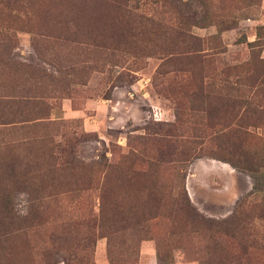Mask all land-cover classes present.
<instances>
[{
  "label": "rangeland",
  "instance_id": "1",
  "mask_svg": "<svg viewBox=\"0 0 264 264\" xmlns=\"http://www.w3.org/2000/svg\"><path fill=\"white\" fill-rule=\"evenodd\" d=\"M263 68L264 0H0V264H264Z\"/></svg>",
  "mask_w": 264,
  "mask_h": 264
},
{
  "label": "trees",
  "instance_id": "2",
  "mask_svg": "<svg viewBox=\"0 0 264 264\" xmlns=\"http://www.w3.org/2000/svg\"><path fill=\"white\" fill-rule=\"evenodd\" d=\"M264 74V68L262 69V72L260 73ZM253 78V77H252ZM264 84V78L260 80L259 85ZM253 94L248 95L244 101L238 100V105L239 107L241 106L242 108L240 110V115L238 117V120H236L235 125H236V133L233 134V139L230 137L228 139V144H241V141H248V140H254L255 136L248 134L247 131H240L239 129L246 128L245 127V120L248 119L246 118V114H251L250 118L251 119L255 113L257 112L258 109V92L255 90L253 91ZM257 98V99H256ZM257 108V109H256ZM244 116V118L242 117ZM245 119V120H244ZM251 125V122L249 126ZM239 130V132H238ZM225 146V143H220L219 146ZM264 150V149H263ZM223 150L219 148V152H222ZM224 153V152H222ZM225 155L232 157L230 153H226ZM243 160L241 162H237L236 160H227L229 161V164L234 167L235 169L239 171H245L249 173L251 180H252V188L254 192L260 193L261 198L264 199V152L263 155H258L255 152L251 153H246L244 156ZM243 163V164H241ZM131 172L139 173L135 169L130 170ZM181 204L184 205L183 209L187 212V215L192 219L193 221L198 222L201 226H205L209 231H211V228H217L220 230V227L224 224L227 225H234L238 221V215L240 216V212L238 211V207H240V203L237 204V209L233 212V216L230 217L229 219L222 221L220 223H214L209 220H203L201 217H199L185 202L182 200Z\"/></svg>",
  "mask_w": 264,
  "mask_h": 264
}]
</instances>
